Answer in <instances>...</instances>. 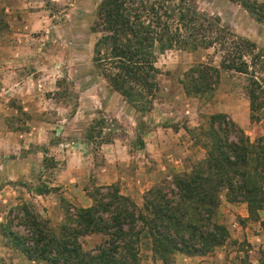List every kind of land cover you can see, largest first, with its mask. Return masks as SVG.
Here are the masks:
<instances>
[{"label": "trees", "instance_id": "obj_1", "mask_svg": "<svg viewBox=\"0 0 264 264\" xmlns=\"http://www.w3.org/2000/svg\"><path fill=\"white\" fill-rule=\"evenodd\" d=\"M230 1L264 25V0ZM3 11L0 28L6 25ZM92 29L99 33L93 46L95 68L137 111L153 108L161 73L156 65L158 54L213 47L220 53V68L247 76L250 119L264 120L263 52L218 18L200 12L190 0H101ZM212 72L218 68L200 62L192 65L185 73L186 92L208 90ZM191 132L205 149V157L189 171L148 189L142 207L114 183L86 187L92 205L67 211L58 226L23 202L10 212L25 232L12 230V221L0 223L3 244L30 261L47 264H140L142 245L164 263L178 252L205 255L224 246L230 237L225 225L214 219L223 190L228 201L246 203L248 215L242 221L259 222L264 235L260 217L264 211V133L251 141L225 114L210 115L205 128L200 125ZM108 141L102 137L98 145ZM50 191L37 188L41 195ZM94 235H101L102 240L86 248L83 239ZM242 263L252 264L248 255Z\"/></svg>", "mask_w": 264, "mask_h": 264}, {"label": "rangeland", "instance_id": "obj_2", "mask_svg": "<svg viewBox=\"0 0 264 264\" xmlns=\"http://www.w3.org/2000/svg\"><path fill=\"white\" fill-rule=\"evenodd\" d=\"M100 1L0 0V11L4 10L1 18L6 22L5 27L0 28V39L11 46L16 38V45L21 46L18 50L30 54L32 58L35 52L41 54L45 51L49 44L51 62L59 52L70 56L64 61L58 78L59 89L54 92L58 101L70 105L68 111H64L65 114L74 109L76 83H97L103 91L102 98L111 106L112 111L117 107L116 116L115 112H112L113 115H99L86 134L91 135L95 142L103 137L124 140L127 144L130 158L125 157L123 161L115 159L123 164L118 165L119 178L113 182L122 194L142 207L148 189L162 186L173 175L189 171L197 161L203 159L205 149L191 130L200 125L205 128L212 114H225L245 131L251 141L264 133V120L252 122L250 119L247 76L220 68V53L213 47L195 52L170 49L158 54L156 65L161 73L158 75L159 90L153 108L143 115L132 113L129 105L118 93L112 92L113 89L104 78H96L100 75L92 56L99 33L94 32L92 26ZM190 3L200 12L218 18L222 25L228 26L236 34L254 41L264 54V25H257L258 22L240 5L230 0H190ZM25 24H29V27ZM14 33H27L30 36L16 37ZM199 62L217 67L218 72H212L208 90L188 94L184 86L185 73ZM65 68H70L74 76L69 77ZM79 69H83L85 74H80ZM261 75L264 78V72ZM94 79L95 82H90ZM17 122V125L24 124L23 121L22 124ZM133 122L138 124L137 129L141 131L139 134L136 133V127L131 125ZM96 145L94 143L88 148L89 152L94 151L96 165L105 164V153L121 156L119 151L106 150ZM41 147L44 148L43 145ZM55 167L50 169V156H47L43 162H39L32 176L29 175L27 184L19 181L17 187L14 184L0 186V223L12 221V230L24 233V227L12 220L14 212H10V209L27 202L32 210L58 226L67 211L72 212L73 208L81 206L76 200L81 189L87 194L86 187L92 189L106 185L98 177H92L91 173L82 181V187H57L54 194L49 192L38 195V187L48 188L50 179H56L58 172L55 171L61 166ZM72 198L73 202L69 201ZM219 200L214 219L224 224L230 235L224 246L205 255L189 256L178 252L164 263L152 257L147 245H142L140 264H243L246 255L252 264H264V235L259 222L242 221L248 215L246 203L228 201L224 190ZM260 217L264 219V211L260 212ZM101 240V235H94L85 237L83 242L86 248H90ZM2 242L0 235V264H47L44 261H30L19 251L4 247Z\"/></svg>", "mask_w": 264, "mask_h": 264}, {"label": "crops", "instance_id": "obj_3", "mask_svg": "<svg viewBox=\"0 0 264 264\" xmlns=\"http://www.w3.org/2000/svg\"><path fill=\"white\" fill-rule=\"evenodd\" d=\"M251 18L254 19L252 16ZM25 25L29 27V24ZM14 35L28 38L30 36L27 33ZM15 39L11 46H7L0 39V186L14 184L17 187L19 181L27 184L29 175L32 176L33 170L47 156H50L52 162L50 169L61 166L55 171L58 172L56 179H50V194H54L57 187L71 189L84 186L82 181L91 173L92 177H98L102 184L110 185L118 180V165L123 164L115 159L120 158L123 161L131 156L125 141L111 139L98 145L99 140L95 142L94 138L86 137L88 129L99 115H113L115 112L116 116L117 107L112 111L111 106L102 98L103 91L97 83H76L74 109L65 114L64 111H68L70 105L58 101L54 92L59 89L58 78L62 73L64 61L70 56L59 52L51 62L49 44L45 51L41 54L35 52L32 58L30 54L18 50L21 46L16 45ZM65 69L69 77L74 76L70 68ZM78 72L85 74L83 69ZM96 78L101 79V76L97 75ZM95 81L94 79L90 82ZM112 92L117 93L114 90ZM124 102L129 105L132 113L143 115L127 101ZM17 121H23L25 126L23 127L22 123V126L17 125ZM131 125L136 127L137 134L141 132L137 129L138 124L133 122ZM141 139L144 141L142 137ZM94 143L97 144L96 147L119 151L121 156L115 157L114 153H105V164L96 165L94 151L88 150ZM85 193L81 189L76 198L80 207H88L93 203ZM73 200L74 198L69 201ZM2 245L6 247L3 242Z\"/></svg>", "mask_w": 264, "mask_h": 264}]
</instances>
